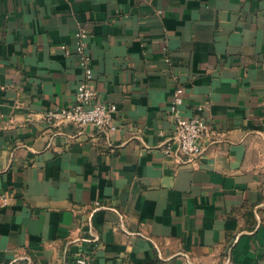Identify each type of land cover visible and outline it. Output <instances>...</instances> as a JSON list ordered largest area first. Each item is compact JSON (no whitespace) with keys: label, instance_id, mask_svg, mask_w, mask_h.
<instances>
[{"label":"crops","instance_id":"crops-1","mask_svg":"<svg viewBox=\"0 0 264 264\" xmlns=\"http://www.w3.org/2000/svg\"><path fill=\"white\" fill-rule=\"evenodd\" d=\"M85 80L114 130L46 119ZM0 194V264H264V0H0Z\"/></svg>","mask_w":264,"mask_h":264},{"label":"built area","instance_id":"built-area-1","mask_svg":"<svg viewBox=\"0 0 264 264\" xmlns=\"http://www.w3.org/2000/svg\"><path fill=\"white\" fill-rule=\"evenodd\" d=\"M88 36L86 29L76 33L77 51L80 53V60L85 67L86 76L89 80L94 74L90 67L91 57L84 52ZM64 48L66 47L64 46ZM66 51L70 52L68 49ZM88 80L78 84L73 103L52 108L47 112L46 119L52 123L71 121L80 126L91 124L99 129L114 130L116 128L114 124L116 105L97 101ZM183 102V93L181 90H177L171 101L174 128L168 142L163 146V150L168 155L179 153L191 159L205 149L201 140L209 133L210 125L201 116H186L182 110ZM8 204L9 197L6 194H0V208ZM68 264H90V259L85 254H79Z\"/></svg>","mask_w":264,"mask_h":264}]
</instances>
